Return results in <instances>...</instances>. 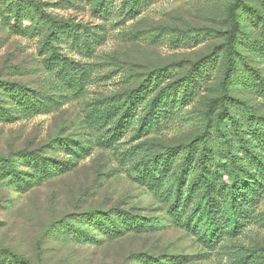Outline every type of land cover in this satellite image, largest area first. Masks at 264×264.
Masks as SVG:
<instances>
[{
  "label": "rangeland",
  "instance_id": "374dc122",
  "mask_svg": "<svg viewBox=\"0 0 264 264\" xmlns=\"http://www.w3.org/2000/svg\"><path fill=\"white\" fill-rule=\"evenodd\" d=\"M33 1L78 31L48 50L44 20L28 8L17 20V1L0 0V81L25 87L38 105L0 119V158L34 151L75 165L38 184L34 169L13 160L21 185L0 177V250L38 264H264V152L256 139L264 131V0H150L132 11L127 0ZM228 47L235 70L226 111L246 134L249 153L234 151L242 186L252 189L237 230L226 215L224 147L211 130ZM202 61L193 80L181 82ZM142 85L149 86L111 138L125 99ZM163 98L165 109L150 110ZM240 103L261 126L243 120ZM0 104L13 109L1 89ZM203 134L219 215L214 238L198 211L199 146L186 161L180 153L153 163ZM94 211L111 212L112 232L83 216Z\"/></svg>",
  "mask_w": 264,
  "mask_h": 264
},
{
  "label": "trees",
  "instance_id": "16d2710c",
  "mask_svg": "<svg viewBox=\"0 0 264 264\" xmlns=\"http://www.w3.org/2000/svg\"><path fill=\"white\" fill-rule=\"evenodd\" d=\"M17 8L13 11V16L15 19L20 20L23 17V13L28 8L33 11L40 19H43L45 24H47L45 43L47 45V49L51 50L54 48L55 43H59L60 39H62L66 34L68 36H76L77 29L76 26L71 24L68 21H63L56 19L50 14H47L43 9V6L39 3L34 2L33 0H16ZM106 2V0H100L99 5ZM150 0H127V4L129 5V10L132 11L136 8V5L149 3ZM22 4V8L20 7ZM98 6V5H97ZM23 12V13H21ZM234 51L231 47H228L225 55V69L223 72V78L221 82V97L220 104L222 111L217 114V116L213 120V125L211 130L214 131L215 135L218 137L220 142L224 147V155L226 158V170L229 178V186L227 187V191L224 195V198L227 200V220L231 223L232 230H237L238 217L237 212L241 203L247 204V200L249 198L250 192L252 189H248L247 187L242 186V179L240 177L239 172V162L237 153L234 151L239 147V150H242L246 153H249V145L247 143L246 134L240 129V121L235 119L232 114L226 111V103L230 101L231 98L229 96V84L234 74L235 70V58ZM53 56L58 61H63L65 58L61 54L53 53ZM57 61V62H58ZM206 62H196L190 65L188 71L186 72L184 79L181 82H186L188 80H193L195 73L198 71L200 67H204ZM149 86V85H148ZM148 86H140L139 89L135 90L131 93L127 99H125V111L122 118L119 119L113 127L110 129L111 138L115 137L117 134H121L123 127L126 125L124 121V116L131 109L135 108V104L142 99V95ZM0 89L2 91L8 92L10 96V100L12 102L13 109L11 108H3L0 104V119L11 120L15 118L16 114L20 115L24 111H33L38 105H36L35 100L27 94V89L20 85H14L10 83H4L0 81ZM173 88L169 89L171 91ZM160 99V98H159ZM156 101V100H155ZM168 102L167 98H163L159 101L153 102L151 109L154 113H159L158 109H165L166 103ZM239 103V102H237ZM240 111L244 116L243 120L247 122L249 125L253 126H261L260 118L255 116L251 111H249L248 107L244 104L240 103ZM228 121L230 126L227 127L225 122ZM263 126V125H262ZM230 134L232 137H230ZM259 134L264 135V131ZM258 135L256 139L258 141V146L263 148L264 152V136ZM207 134L201 135L197 140L192 141L190 144L185 146L173 147L169 148L168 152L161 156L160 159L155 160L153 163H159L160 166L166 165L170 161L171 154H180L183 153V159L186 161L191 158L193 151H195L199 146V152L197 156L198 161V181L201 185V196H200V204L198 205V211L200 212V216L202 218L203 225L205 227L204 231L208 235L209 238H214L217 236L219 231V215L217 209V203L215 200V190L213 186V181L210 175L208 174L207 165L205 163L206 153H207ZM235 140L236 145H234L233 141ZM260 143V144H259ZM66 148L68 147L65 144ZM253 158L255 163H261V160L254 154ZM168 157V158H167ZM23 159L27 166L34 169L36 173L33 180H36L38 184L42 182H46L56 176L62 175L65 172H68L74 163L66 162L65 164L57 163L54 160L45 159L41 157L37 153L33 152H17L12 157L0 158V177L1 179L7 178L8 181L11 182L14 186H20L19 176H15L16 172L14 170V159ZM194 159V157H193ZM9 170V171H8ZM23 191L27 190V188L21 187ZM180 182L176 185L173 193L174 201L180 197ZM111 212L101 213L99 211L89 212L84 217H89L91 223H96L99 228H103V230H108L107 226L109 224L112 225L111 232L114 230V222L112 217L110 216ZM130 220L137 222V220L133 217H130ZM111 232L109 234H111ZM0 264H38L33 263L28 260H25L22 256L16 254L10 249H1L0 250Z\"/></svg>",
  "mask_w": 264,
  "mask_h": 264
}]
</instances>
